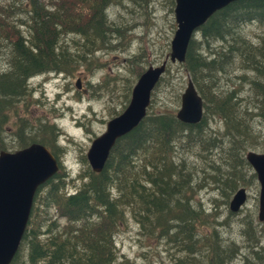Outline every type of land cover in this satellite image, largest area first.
I'll return each mask as SVG.
<instances>
[{
  "label": "trees",
  "instance_id": "trees-1",
  "mask_svg": "<svg viewBox=\"0 0 264 264\" xmlns=\"http://www.w3.org/2000/svg\"><path fill=\"white\" fill-rule=\"evenodd\" d=\"M117 2L0 0V64L5 63L0 67V150L39 142L53 152L59 165L62 163L64 150L56 146L54 135L59 132L57 123L50 122L46 116L35 118L34 123L30 121L27 108L31 92L27 80L45 71L73 74L80 64L93 59L97 50L107 48L104 46L107 36L103 35L112 24L107 21L105 8ZM251 21L264 24V0H237L216 11L198 29V36L190 40L181 63L204 99V109L208 111L211 103L215 112L225 116L227 133L233 141L239 135L250 134L247 123L231 115L233 104L228 96L208 92L218 79L216 73L234 64L236 58L240 68L259 65L258 73L264 78L261 66L264 37L253 45L251 38L241 32ZM229 38L235 41L231 47L239 43L243 54L225 59L224 56L233 54L229 48L226 55L216 51L214 58L211 52L205 57L195 46L207 48L208 44L217 43L222 46ZM209 66L213 70L203 73ZM255 85L264 96V86L256 81ZM149 110L150 105L139 125L116 141L101 172H94L86 155L81 154V172H87V180L67 181L59 171L38 188L11 264H129L126 256L119 253L116 235L131 221L147 237L167 246L170 264H226L232 260L233 255L225 254L222 242L215 239L214 228L219 225L201 220L199 215L206 214L189 204L195 190L192 180L199 173L198 167L193 166H199L206 178L210 171L226 173L229 162L224 159L216 164L208 152L212 153L221 143L216 142L218 137L207 133L205 110L198 124L183 123L177 119L175 110L158 113ZM10 118L16 120L9 123ZM8 127L14 138H18L9 146L4 136ZM24 127L35 133L26 134ZM248 146L244 141L240 154ZM190 149L195 152L190 154ZM233 152L238 156L236 150ZM190 156L203 164L198 165ZM210 179L215 184L220 182L217 177ZM224 184L230 185L223 187L228 198L234 191L231 190L234 181ZM172 221L176 224L171 225ZM202 225L204 229H200ZM255 239L257 246L258 238ZM251 251L254 257L250 260L243 255V264H262L264 251Z\"/></svg>",
  "mask_w": 264,
  "mask_h": 264
},
{
  "label": "rangeland",
  "instance_id": "rangeland-1",
  "mask_svg": "<svg viewBox=\"0 0 264 264\" xmlns=\"http://www.w3.org/2000/svg\"><path fill=\"white\" fill-rule=\"evenodd\" d=\"M174 4V0H118L117 3L105 8L107 21L112 24L109 25L110 30L103 35L107 36L104 42L107 48L95 50L93 59H88V62L86 59L81 60L80 62L85 61L86 64H80L73 74L45 71L27 80L31 92V103L27 113L31 123L41 116H46L50 122L57 123L59 132L54 135L56 134V146L64 150L61 156L63 179L87 180V172H81L82 165L79 159L81 154L86 155L91 141L104 132L106 122L127 106L132 87L141 72L150 65H159L169 53L170 41L176 29ZM241 30L245 37L251 38L253 45L261 42V38L264 37V24L255 21H251ZM195 35L198 36V32ZM237 39L235 38L236 41ZM234 42L229 38L222 46L219 43L208 44L209 48H203L198 44L195 46L200 48L199 52H203L205 57L211 52L212 58L215 57L216 51L226 55L230 48L233 54L224 56L225 59H229L244 52L239 43L231 47ZM5 48L9 49L8 46ZM1 60L5 61L4 58ZM239 62L236 58L234 64L216 73L218 79L208 93L220 97L228 96L229 102L233 104L231 115L241 120L243 124L247 123L250 134L245 135L246 130L245 136L239 135V139L233 141L232 136L227 133L225 116L215 112L210 103V110H206L207 113L205 111L207 115L205 128L208 127V135L219 138L216 142H220L221 145L212 149V153L211 150L208 152L216 159V164L229 159L226 165L227 172L210 171L205 178L204 173L200 172V167L193 166L198 167L196 171L199 173H196L195 179L192 180L195 190L191 194L192 201H189L193 209L195 207L196 211L206 214L202 217L199 215L201 220L214 221L213 224L219 225L214 228L215 239L222 242L225 254L233 255L232 260L226 264H243V255L249 256L251 260L254 257L251 249L264 251V221L258 220L259 183L253 168L245 160L247 152H264V96L255 85L256 81L264 86V78L258 73L259 65L251 64L248 68H240ZM2 66H5V63L0 64V67ZM261 66L264 68V62ZM212 70L213 67L209 66L202 72ZM187 77L188 73L181 64L169 63L161 77L164 80L160 79L153 89L149 112L158 113L166 110L176 112L180 107V95L186 86ZM78 78L81 88L76 86ZM15 120L10 118L9 123ZM28 128L24 127L26 134L35 133ZM4 136L9 140L8 146L18 139L14 138L9 127ZM244 141L249 146L240 154ZM235 150L238 156L233 152ZM193 152L195 150L190 149V154ZM190 159L198 161L193 156H190ZM201 164L202 160H199L198 165ZM214 177L220 182L213 183L210 178ZM232 181L234 186L231 190L236 191L237 188L244 187L247 192L246 202L236 213L228 208L234 191L228 198L224 196L226 190L223 187L227 188L230 185L223 183ZM195 203H200V206H196ZM212 214L214 218L210 219ZM60 222H63L62 219ZM175 224L176 221L171 222V225ZM204 226L202 225L200 229H204ZM141 230L142 228L138 230L133 221L120 228L116 235L119 253L126 256L129 264H166L167 261L170 264L171 256L166 250L167 246L160 244L158 239L147 237L146 232L142 233ZM255 236L258 238L257 246Z\"/></svg>",
  "mask_w": 264,
  "mask_h": 264
},
{
  "label": "water",
  "instance_id": "water-1",
  "mask_svg": "<svg viewBox=\"0 0 264 264\" xmlns=\"http://www.w3.org/2000/svg\"><path fill=\"white\" fill-rule=\"evenodd\" d=\"M237 0H175L176 29L170 52L156 66L150 65L137 78L127 106L106 122L104 132L95 137L86 151L94 172H101L116 141L136 128L147 114L152 91L166 70L168 61L183 63L195 32L217 10ZM81 88L80 78L76 81ZM176 117L186 124H196L203 117L202 97L189 77L180 96ZM259 182L258 219L264 220V152L245 155ZM58 169V161L43 144L31 143L16 150L0 151V264H10L16 255L31 213L37 189ZM246 201L245 188H239L229 201L231 211H238ZM264 264V263H263Z\"/></svg>",
  "mask_w": 264,
  "mask_h": 264
},
{
  "label": "bare ground",
  "instance_id": "bare-ground-1",
  "mask_svg": "<svg viewBox=\"0 0 264 264\" xmlns=\"http://www.w3.org/2000/svg\"><path fill=\"white\" fill-rule=\"evenodd\" d=\"M194 36H195V34H194ZM194 36H193V37H194ZM193 37H192V38H193ZM159 80H160V79H159ZM158 82H159V81H158ZM202 102H203V111H204L205 109H204V99H203V98H202ZM205 111H206V110H205ZM142 120H143V119H142ZM142 120H141V121H142ZM198 123H199V122H198ZM198 123H196V124H198ZM208 132H209V131H208ZM122 137H123V136H122ZM35 143H39V142H35ZM40 144H42V143H40ZM43 145H44V144H43ZM23 148H24V147H23ZM19 149H20V148H19ZM49 150H50V149H49ZM52 154H53V152H52ZM53 155H54V154H53ZM60 167H61V164L58 165V169H57V171L55 172V174L58 173L59 171L61 172L62 167H61V168H60ZM104 167H105V166H104ZM55 174H54V175H55ZM199 179H200V178H199ZM42 185H43V184H42ZM245 190H246V189H245ZM33 201H34V200H33ZM199 204H200V203H199ZM263 221H264V220H263ZM11 262H12V261H11ZM10 264H11V263H10Z\"/></svg>",
  "mask_w": 264,
  "mask_h": 264
}]
</instances>
